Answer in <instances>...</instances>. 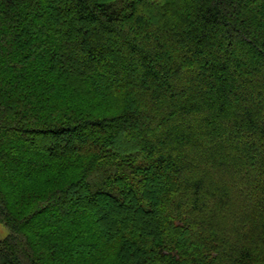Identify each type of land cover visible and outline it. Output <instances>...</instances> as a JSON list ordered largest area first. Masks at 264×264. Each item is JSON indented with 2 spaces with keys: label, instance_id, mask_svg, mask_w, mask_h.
Returning <instances> with one entry per match:
<instances>
[{
  "label": "trees",
  "instance_id": "1",
  "mask_svg": "<svg viewBox=\"0 0 264 264\" xmlns=\"http://www.w3.org/2000/svg\"><path fill=\"white\" fill-rule=\"evenodd\" d=\"M0 129V264H264V0H0Z\"/></svg>",
  "mask_w": 264,
  "mask_h": 264
},
{
  "label": "rangeland",
  "instance_id": "2",
  "mask_svg": "<svg viewBox=\"0 0 264 264\" xmlns=\"http://www.w3.org/2000/svg\"><path fill=\"white\" fill-rule=\"evenodd\" d=\"M3 1V0H2ZM4 132V134H10L8 129H0ZM0 137V140L3 142H7L3 146L0 147V158H3L5 154L11 152V158L14 157V160L7 161L4 159L0 162V177L3 178L8 175H13L14 177H22L31 169H34L37 163L43 161L42 156L38 158H34L33 156L24 155V151L26 149L31 148L32 144H35L34 141H31V138L20 137L19 140L15 139L11 142H8L10 138L5 135ZM9 136V135H8ZM36 143H41L40 140H36ZM44 146L47 144H53L51 141L43 143ZM59 147L55 146L54 149L61 150L62 146L61 143L58 144ZM77 146L76 143H71L70 148L75 149ZM7 158V157H6ZM12 161V162H11ZM5 177V178H7ZM6 181V179H3ZM67 200V204L62 208L53 209V213L51 215H47L45 217H37L30 221V224L35 227L41 225V223L49 220H66L71 218V221H76L79 223L89 225V223H93L99 220V207H88V197L87 191L81 190L77 193H70L68 196H65ZM107 213L113 212L114 208L111 205L106 207ZM8 229L0 223V238H3L7 233Z\"/></svg>",
  "mask_w": 264,
  "mask_h": 264
}]
</instances>
